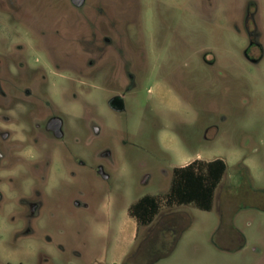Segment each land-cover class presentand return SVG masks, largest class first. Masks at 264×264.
<instances>
[{
    "label": "rangeland",
    "instance_id": "1",
    "mask_svg": "<svg viewBox=\"0 0 264 264\" xmlns=\"http://www.w3.org/2000/svg\"><path fill=\"white\" fill-rule=\"evenodd\" d=\"M51 1L69 8L68 0ZM118 1L131 3L129 29L159 69L140 86L143 95L152 90L153 99L139 107L131 103L127 119L100 96L104 137L114 140L118 167L106 205L101 212H46L35 233L23 238L14 227L19 219L0 212V264H120L132 251L133 236L138 243L143 234L149 243L168 213L187 225L172 252L153 264H264V57L255 65L245 55L254 23L264 49V0ZM37 17L45 14L38 11ZM5 30L9 41L14 31ZM153 75L164 87L154 84ZM127 134L134 146L125 158L118 139ZM216 158L227 170L210 211L162 205L148 227H138L127 214L139 197L167 193L171 165ZM150 250L151 261L160 249Z\"/></svg>",
    "mask_w": 264,
    "mask_h": 264
},
{
    "label": "flooded vegetation",
    "instance_id": "2",
    "mask_svg": "<svg viewBox=\"0 0 264 264\" xmlns=\"http://www.w3.org/2000/svg\"><path fill=\"white\" fill-rule=\"evenodd\" d=\"M68 4L0 0V212L19 219L14 227L20 238L32 236L46 212L103 211L118 167L114 140L104 137L100 96L105 94L108 108L124 119L131 103L147 105L153 99L148 97L152 90L143 95L140 86L159 65L149 64L144 41L129 29L125 13L131 3ZM38 11L45 17H37ZM8 27L14 31L9 41ZM248 39L246 58L257 65L264 57L257 24ZM251 49L257 50L256 58L250 57ZM152 78L164 87L161 77ZM166 88L169 92V84ZM118 142L127 158L134 144L128 134ZM177 168L170 166L169 187ZM142 197L127 208L129 216ZM135 236L120 264H153L147 238L142 234L135 243Z\"/></svg>",
    "mask_w": 264,
    "mask_h": 264
},
{
    "label": "trees",
    "instance_id": "3",
    "mask_svg": "<svg viewBox=\"0 0 264 264\" xmlns=\"http://www.w3.org/2000/svg\"><path fill=\"white\" fill-rule=\"evenodd\" d=\"M226 170L227 165L222 159L216 158L210 161L196 159L174 170L172 183L165 195L142 197L129 208V214L135 219L138 227H148L160 215L162 205L168 210L191 205L202 211H210L215 190ZM166 216V225L158 229L154 238L148 243L150 252L160 249L150 263L170 254L186 228L187 224L180 225L178 218L171 216V213Z\"/></svg>",
    "mask_w": 264,
    "mask_h": 264
},
{
    "label": "water",
    "instance_id": "4",
    "mask_svg": "<svg viewBox=\"0 0 264 264\" xmlns=\"http://www.w3.org/2000/svg\"><path fill=\"white\" fill-rule=\"evenodd\" d=\"M75 4H80L83 0H71Z\"/></svg>",
    "mask_w": 264,
    "mask_h": 264
}]
</instances>
